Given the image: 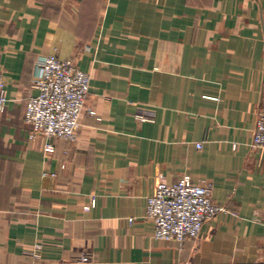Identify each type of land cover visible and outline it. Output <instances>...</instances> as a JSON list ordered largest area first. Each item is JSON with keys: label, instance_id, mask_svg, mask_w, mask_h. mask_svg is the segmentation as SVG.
Wrapping results in <instances>:
<instances>
[{"label": "crops", "instance_id": "1", "mask_svg": "<svg viewBox=\"0 0 264 264\" xmlns=\"http://www.w3.org/2000/svg\"><path fill=\"white\" fill-rule=\"evenodd\" d=\"M52 52L90 74L95 114L47 155L23 112ZM0 66V264H264V0H0ZM183 175L226 211L155 238L146 198Z\"/></svg>", "mask_w": 264, "mask_h": 264}, {"label": "built area", "instance_id": "2", "mask_svg": "<svg viewBox=\"0 0 264 264\" xmlns=\"http://www.w3.org/2000/svg\"><path fill=\"white\" fill-rule=\"evenodd\" d=\"M32 86L37 91L25 101L23 120L29 126L28 137H44V151L51 155L55 139L75 140L83 111L95 114L93 107L87 104L90 74L80 69L74 58H59L52 52L37 61ZM6 103V82L0 66V113ZM151 117V110L139 116L141 120ZM202 142H197L196 147L200 148ZM249 148L264 155V107L256 112ZM42 174L56 176L55 171L47 169ZM221 211H226V207L213 201L210 184L194 182L185 175L171 183L158 177L153 192L146 198L145 218L153 222L155 238L182 243L197 239L204 222ZM39 248V245L34 246L35 251Z\"/></svg>", "mask_w": 264, "mask_h": 264}]
</instances>
